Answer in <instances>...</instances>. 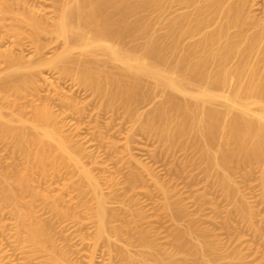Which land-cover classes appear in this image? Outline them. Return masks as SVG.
Returning a JSON list of instances; mask_svg holds the SVG:
<instances>
[{
    "label": "bare ground",
    "instance_id": "1",
    "mask_svg": "<svg viewBox=\"0 0 264 264\" xmlns=\"http://www.w3.org/2000/svg\"><path fill=\"white\" fill-rule=\"evenodd\" d=\"M182 1L195 6V11L166 22V32L159 36L147 23L146 11L162 8L164 0H52L50 11L37 0H1L0 48L6 40L12 46L0 49V71L6 72L0 78V98L9 103L8 92L20 94L30 84L37 89L35 77L45 66H55L61 74L74 77V73L101 106L112 110L122 106L132 117H139L134 105L147 100L145 81L151 78L155 87H161L164 99L146 113L145 121L138 118L140 128L155 134L169 150L178 145L195 147L206 171L216 168L218 184L226 194H233V169L264 163V19L250 15L241 0ZM216 14L220 19L214 30L205 31L197 43L181 46L184 35L207 28ZM183 23L189 24L187 29ZM141 39V44L131 45ZM27 44L34 47L35 56L21 55ZM18 46L21 54L15 50ZM51 46L55 50L48 56L46 50ZM77 47L85 49L73 54ZM13 104L9 116L2 113L0 105V140L22 156L23 167L14 165L11 175L0 172L7 187L3 200L17 218L23 241L48 252L45 264H73L55 247L33 208L37 198H48L33 184L34 170L46 180L49 165L56 168L67 161L79 169L83 180L78 185L80 193L86 192V184L96 201L92 216L97 221V239H108L110 228L116 235L121 232L120 227L110 225L119 215L107 207L101 185L83 164L85 148L64 129L67 124L60 116L72 103L60 100L61 113L47 103L33 105L31 119L24 118L22 105ZM137 172L128 179L131 186L141 180L142 174ZM156 184L167 194L162 183L157 180ZM25 192L30 193L32 205L27 212L20 210ZM62 200L56 197L47 208L65 214L60 208ZM165 208L173 216L178 214L169 201ZM237 211L251 217L245 202ZM143 213L139 209L132 215L138 227L137 240L147 255L136 257L129 249L119 248L117 260L121 264H142L148 259L154 264H174L173 255L159 253L149 232L139 225ZM188 233L190 230H178L174 240L184 252L197 255L198 246L187 240Z\"/></svg>",
    "mask_w": 264,
    "mask_h": 264
},
{
    "label": "rangeland",
    "instance_id": "2",
    "mask_svg": "<svg viewBox=\"0 0 264 264\" xmlns=\"http://www.w3.org/2000/svg\"><path fill=\"white\" fill-rule=\"evenodd\" d=\"M241 2L245 3L250 15L264 19V0ZM37 3L45 11L52 8V0H37ZM194 11L195 6L182 0H164L162 8L147 10L145 16L153 31L162 36L167 29L166 22L179 20ZM214 18L210 26L200 32L184 35L180 39L181 46L197 43L205 31L214 30L220 19L218 14ZM186 24H182L184 29L188 28L189 24ZM28 44L22 54L19 46L15 50L27 58L33 57L35 49ZM11 46L6 40L0 49ZM54 48H47L50 50H46L48 56ZM83 49L77 47L73 54ZM5 74L0 71V78ZM72 74L74 77L61 74L55 66H45L43 73L35 77L39 84L37 89L30 84L20 94L8 92L10 104L0 98L5 116L15 109L13 103H16L24 107L26 119L33 117V105L41 107L47 103L54 112L61 113L60 100L71 102L72 107L60 116L67 124L64 129L85 148L81 155L83 164L101 185L108 198L107 207L119 215L110 225L120 227L121 232L116 235L110 228L108 239H97V221L92 216L96 201L88 185L84 186L86 192L80 193L78 185L83 180L79 169L67 161L56 168L49 165L46 180L35 169L31 174L32 182L48 194V198H37L33 208L47 226L58 250L65 252L73 264H121L116 258L119 248L129 249L136 257L147 255L137 240L138 227L132 215L140 209L145 216L139 225L149 232L159 253L173 255L174 264H264V163L234 168L235 191L228 195L218 184V170L214 168L207 172L195 147L178 145L169 150L155 134L140 128L138 118L141 116V122L145 121L146 113L164 99L161 87H155L153 79L145 81L147 102L134 105L140 116L132 117L122 106L113 110L105 106L108 109H104L102 102ZM11 151L8 142L0 140L2 174L11 175L16 164L23 167L22 156ZM137 171L142 174L141 180L131 186L128 179ZM155 180L164 185L167 194ZM6 188L0 176V264H45L48 252L37 250L18 234L17 218L3 200ZM24 197L20 210L27 212L32 207L30 193L25 192ZM56 197L63 199L60 208L65 214L47 208ZM166 201L171 203L174 211L178 210L176 216L165 208ZM242 202L247 204L251 217L237 211ZM178 230H190L187 240L197 244L199 254H189L181 249L174 240ZM52 248L49 245V249ZM142 264L154 262L148 259Z\"/></svg>",
    "mask_w": 264,
    "mask_h": 264
}]
</instances>
